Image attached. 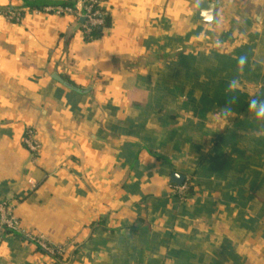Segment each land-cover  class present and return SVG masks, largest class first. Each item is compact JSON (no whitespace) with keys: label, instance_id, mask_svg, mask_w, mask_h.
I'll return each instance as SVG.
<instances>
[{"label":"crops","instance_id":"1","mask_svg":"<svg viewBox=\"0 0 264 264\" xmlns=\"http://www.w3.org/2000/svg\"><path fill=\"white\" fill-rule=\"evenodd\" d=\"M102 9L88 40L79 0H0V201L67 250L0 228V264H264V0Z\"/></svg>","mask_w":264,"mask_h":264},{"label":"built area","instance_id":"2","mask_svg":"<svg viewBox=\"0 0 264 264\" xmlns=\"http://www.w3.org/2000/svg\"><path fill=\"white\" fill-rule=\"evenodd\" d=\"M79 3L82 5L83 17L85 19V24L83 26L84 31L85 34L89 36L94 28L104 25L107 13L102 9V0H79ZM48 11H52L57 14L74 13V9L72 7L53 8ZM23 142L28 151L36 157L39 153L40 147L34 138L32 130L26 132ZM172 190L178 198L184 200L185 194L188 190V185L184 183L182 186L173 187ZM0 228L8 230L32 243L51 258L59 257L64 259L67 256L66 248L62 246L49 245L42 237H38L32 232L23 229L13 213L12 206L6 201H0Z\"/></svg>","mask_w":264,"mask_h":264},{"label":"water","instance_id":"3","mask_svg":"<svg viewBox=\"0 0 264 264\" xmlns=\"http://www.w3.org/2000/svg\"><path fill=\"white\" fill-rule=\"evenodd\" d=\"M213 15H214V5L210 2L203 1L200 3L196 17L199 21L205 22V23H211L213 20ZM56 79L63 83V80L60 78ZM67 86H70L67 84ZM185 182V176L181 174H173L172 176V183L177 185V186H182Z\"/></svg>","mask_w":264,"mask_h":264},{"label":"trees","instance_id":"4","mask_svg":"<svg viewBox=\"0 0 264 264\" xmlns=\"http://www.w3.org/2000/svg\"><path fill=\"white\" fill-rule=\"evenodd\" d=\"M63 7H73L72 4H68L65 5ZM110 19L108 17L105 18L104 20V25L100 26V27H96L92 30L91 34L88 36V40H98L100 38H102L104 30L110 27ZM193 192V186H190L188 189V194H191ZM6 233L11 234L10 231L6 230ZM13 234V233H12ZM54 260H56V262L61 263L62 259L59 257H54Z\"/></svg>","mask_w":264,"mask_h":264},{"label":"clouds","instance_id":"5","mask_svg":"<svg viewBox=\"0 0 264 264\" xmlns=\"http://www.w3.org/2000/svg\"><path fill=\"white\" fill-rule=\"evenodd\" d=\"M248 110L255 115L257 120L264 121V100L250 99Z\"/></svg>","mask_w":264,"mask_h":264}]
</instances>
